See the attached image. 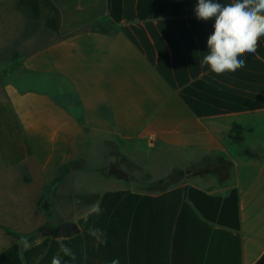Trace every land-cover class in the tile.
I'll list each match as a JSON object with an SVG mask.
<instances>
[{
  "label": "crops",
  "instance_id": "crops-1",
  "mask_svg": "<svg viewBox=\"0 0 264 264\" xmlns=\"http://www.w3.org/2000/svg\"><path fill=\"white\" fill-rule=\"evenodd\" d=\"M196 3L0 0V264H264V37L218 76ZM215 156L225 182L191 175ZM62 222L79 233L11 234Z\"/></svg>",
  "mask_w": 264,
  "mask_h": 264
},
{
  "label": "clouds",
  "instance_id": "clouds-1",
  "mask_svg": "<svg viewBox=\"0 0 264 264\" xmlns=\"http://www.w3.org/2000/svg\"><path fill=\"white\" fill-rule=\"evenodd\" d=\"M194 12L199 20L214 19L213 32L207 38V54L201 60V67L216 74L235 73L246 67V56L258 55L259 42L264 37V0H233L223 4L220 0H197ZM243 57V58H242ZM103 212L100 202L92 204L82 219L87 224L92 215ZM88 234L98 245L107 243L106 233L98 227H89ZM24 247H29L26 239ZM60 252L71 260L76 259L72 249L60 243ZM52 264H61L59 254L52 258ZM111 264H119L114 259Z\"/></svg>",
  "mask_w": 264,
  "mask_h": 264
},
{
  "label": "trees",
  "instance_id": "trees-1",
  "mask_svg": "<svg viewBox=\"0 0 264 264\" xmlns=\"http://www.w3.org/2000/svg\"><path fill=\"white\" fill-rule=\"evenodd\" d=\"M231 166L232 163L222 156L206 157L199 165L193 167L190 170V173L192 176L214 175L218 182L222 184L229 178ZM109 173L118 179H130V176L127 173L120 170L112 169ZM182 177H184L183 171H172L168 176L154 182L147 189L150 191H160L166 189L171 184L179 181ZM78 233L79 228L74 222H62L57 225H46L30 235L11 234L15 238H22L26 239L28 242H33L39 237L66 239L77 235Z\"/></svg>",
  "mask_w": 264,
  "mask_h": 264
},
{
  "label": "rangeland",
  "instance_id": "rangeland-1",
  "mask_svg": "<svg viewBox=\"0 0 264 264\" xmlns=\"http://www.w3.org/2000/svg\"><path fill=\"white\" fill-rule=\"evenodd\" d=\"M113 168L110 169V171L112 170Z\"/></svg>",
  "mask_w": 264,
  "mask_h": 264
}]
</instances>
